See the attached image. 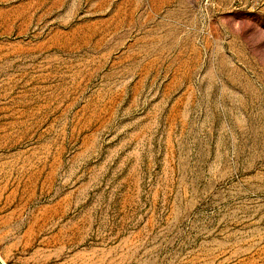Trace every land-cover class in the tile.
I'll list each match as a JSON object with an SVG mask.
<instances>
[{"label":"rangeland","instance_id":"1","mask_svg":"<svg viewBox=\"0 0 264 264\" xmlns=\"http://www.w3.org/2000/svg\"><path fill=\"white\" fill-rule=\"evenodd\" d=\"M3 264H264V0H0Z\"/></svg>","mask_w":264,"mask_h":264},{"label":"water","instance_id":"2","mask_svg":"<svg viewBox=\"0 0 264 264\" xmlns=\"http://www.w3.org/2000/svg\"><path fill=\"white\" fill-rule=\"evenodd\" d=\"M0 264H3V261L0 259Z\"/></svg>","mask_w":264,"mask_h":264}]
</instances>
